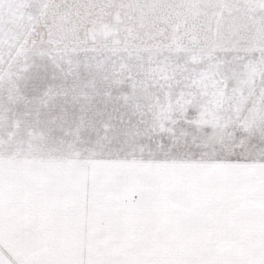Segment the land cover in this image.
<instances>
[{"label": "snow or ice", "instance_id": "6c2138e0", "mask_svg": "<svg viewBox=\"0 0 264 264\" xmlns=\"http://www.w3.org/2000/svg\"><path fill=\"white\" fill-rule=\"evenodd\" d=\"M0 264H264V0H0Z\"/></svg>", "mask_w": 264, "mask_h": 264}]
</instances>
